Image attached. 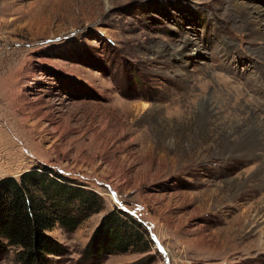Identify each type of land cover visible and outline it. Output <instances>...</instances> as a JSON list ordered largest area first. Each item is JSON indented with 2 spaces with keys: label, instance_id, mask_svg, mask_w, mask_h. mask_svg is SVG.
I'll return each instance as SVG.
<instances>
[{
  "label": "rangeland",
  "instance_id": "374dc122",
  "mask_svg": "<svg viewBox=\"0 0 264 264\" xmlns=\"http://www.w3.org/2000/svg\"><path fill=\"white\" fill-rule=\"evenodd\" d=\"M222 6L0 0V180L47 169L97 193L101 205L92 213L67 206L83 219L75 230L58 223L49 231L64 248L36 264H264L253 233L223 224L254 201L243 194L232 204L237 192L260 198L253 183L241 187L247 173L239 171L251 164L224 163L220 150L236 140L209 109L199 127L200 101H219L217 92L264 120V81L254 87L251 64L261 40L218 15ZM175 46L189 51L183 61L173 58ZM223 106L222 117L230 112ZM202 180L212 192L199 197ZM117 208L142 224L143 242L86 254L103 216ZM21 250L8 246L0 264H28Z\"/></svg>",
  "mask_w": 264,
  "mask_h": 264
},
{
  "label": "trees",
  "instance_id": "16d2710c",
  "mask_svg": "<svg viewBox=\"0 0 264 264\" xmlns=\"http://www.w3.org/2000/svg\"><path fill=\"white\" fill-rule=\"evenodd\" d=\"M38 169L24 172L20 179L9 176L0 180V252L8 246L23 247L20 258L28 264L62 252V243L48 232L58 223L69 231L75 230L83 219L67 206L77 204L89 213L101 210L97 193L66 176L55 173L49 177L50 171ZM36 180L39 189L34 184ZM144 236L142 224L117 208L103 216L85 253L99 255L97 250L102 247L109 253L125 251L140 245Z\"/></svg>",
  "mask_w": 264,
  "mask_h": 264
},
{
  "label": "bare ground",
  "instance_id": "6f19581e",
  "mask_svg": "<svg viewBox=\"0 0 264 264\" xmlns=\"http://www.w3.org/2000/svg\"><path fill=\"white\" fill-rule=\"evenodd\" d=\"M217 12L222 18L226 17L231 22V24L236 27V29L240 30L241 32L245 31L246 33H256L255 35H257L261 40V46L259 45V48L256 47L253 48V50L251 49L253 53L251 64L255 65V72L253 73L252 81L254 87H256L262 81H264L262 80V76L264 75V71L262 70L264 65V0H223V6L220 7ZM223 42L224 43H222V45H225L226 50L229 51L233 48L232 42ZM174 52L178 53L176 54V57L173 56L175 60L178 59L183 61V58L189 55V51L186 50V47L182 48L175 46L172 50V53ZM196 53L198 52H194L193 54ZM259 61L261 62L260 64ZM184 72L187 74L186 71ZM222 76L223 75H220V77ZM262 87L264 88V85H262ZM215 94H218V96H220L222 99L217 101L216 97L212 96V99L210 100L207 99V97H203V99L200 101L202 118L200 119L199 127H204V124L206 123L205 111L209 109L212 115L216 116L217 120H220V123H222V125L226 126L232 132L236 140L235 144L227 145L224 149L220 150V155L225 158L224 163L229 161L231 164L239 162L240 165L237 167L238 170H241L244 166L251 164V166L247 167L245 170L239 171L241 172L240 174L247 173V177L244 179L245 181L243 180L241 183V187L244 185L246 186L249 183H253V186L260 189V192L258 193L260 194L259 199L256 198L259 195H256L255 192L253 193L251 190H240L237 192L233 198H231L232 204L239 202L240 196L243 194L248 195V197L252 196L254 201H252L249 206L246 207L247 209L245 208V211L240 212L231 220L224 219L223 224L229 225L228 227H231L230 225H236L239 223L241 225V229L253 233L251 242L254 244L258 243L259 251H263L264 222L262 223V226L258 225L259 220L264 218V120L259 113L247 108L246 105L241 106L237 102L234 103L231 98H228L223 93L217 92ZM221 104L224 105L223 107H219L222 110L224 108L230 107V112L224 117L221 116L220 112H216L217 107ZM198 185L202 186V188L198 191V194L200 195L199 197H203L204 195L208 194V192H212L211 188L208 187L207 180H202V182L198 183ZM253 213L256 214L254 219L252 218ZM246 215H248V217L246 218L245 222L244 218ZM236 231L238 232L239 229ZM261 241L262 245L259 243Z\"/></svg>",
  "mask_w": 264,
  "mask_h": 264
}]
</instances>
